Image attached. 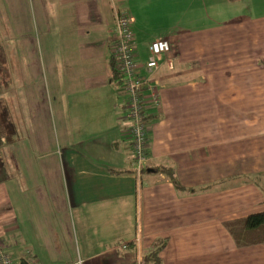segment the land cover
Returning a JSON list of instances; mask_svg holds the SVG:
<instances>
[{"label":"crops","instance_id":"obj_1","mask_svg":"<svg viewBox=\"0 0 264 264\" xmlns=\"http://www.w3.org/2000/svg\"><path fill=\"white\" fill-rule=\"evenodd\" d=\"M31 5L63 171L0 147L6 248L33 264H148L144 254L164 239L162 264H264V244L238 246L224 224L264 202V0ZM115 7L132 15L138 69L149 74L139 186L127 94L111 79ZM158 37L171 47L149 73Z\"/></svg>","mask_w":264,"mask_h":264},{"label":"rangeland","instance_id":"obj_2","mask_svg":"<svg viewBox=\"0 0 264 264\" xmlns=\"http://www.w3.org/2000/svg\"><path fill=\"white\" fill-rule=\"evenodd\" d=\"M34 21L31 0H0V35L4 39L7 52L4 71L0 70V94L5 99L4 121L14 135V140L3 147L16 150V157H20L21 149L25 162L39 164L54 162L59 166V170L63 171L62 129L59 117L51 114V102L48 100L45 85L44 63L36 41ZM58 102L61 106L63 100L60 99ZM20 109L24 115L22 118L18 115L16 121L15 110ZM144 119L149 126L146 112ZM131 143L133 144L132 136ZM132 164L136 168L133 161ZM76 166V163L73 164V172ZM260 205L255 211L264 209V202ZM53 226L54 224L51 225L52 228ZM6 252L9 254L8 260L13 264H20V258H25L24 256L16 258L15 249L8 250L5 247L3 253L7 254ZM3 255L0 254V260L5 257ZM25 260L33 264L29 257Z\"/></svg>","mask_w":264,"mask_h":264},{"label":"built area","instance_id":"obj_3","mask_svg":"<svg viewBox=\"0 0 264 264\" xmlns=\"http://www.w3.org/2000/svg\"><path fill=\"white\" fill-rule=\"evenodd\" d=\"M115 21L113 24L114 39L112 43L111 56L115 58V63L118 70L123 75L122 87L127 93V100L124 103L125 118L131 123L129 131L133 138L132 161L136 165L135 179L137 185L142 183V175L147 167V155L149 144V133L147 120L144 119L146 107L144 87L148 84L149 74L142 75L137 71L138 62L135 58L134 42L131 33L132 16L121 7H115ZM149 55L145 61L148 72H152L161 66V62L157 59L160 53H166L170 50V41L166 37H158L149 43ZM155 99L156 96L152 95ZM147 113V112H146ZM133 145V146H132ZM143 168H145L143 170ZM6 245L0 239V254H4L0 264H13L8 260V253H3Z\"/></svg>","mask_w":264,"mask_h":264},{"label":"trees","instance_id":"obj_4","mask_svg":"<svg viewBox=\"0 0 264 264\" xmlns=\"http://www.w3.org/2000/svg\"><path fill=\"white\" fill-rule=\"evenodd\" d=\"M122 9L126 10L130 14V12L126 8H122ZM114 21H115V17H114ZM131 25H132V21H131ZM113 39H114V35L112 30L110 50H112V43H114ZM133 42H134V50H135L134 38H133ZM6 53L7 52H6L4 39H2L0 35V70L2 71H4ZM110 56H111V51H110ZM110 67H111V79L121 87L124 78L122 73L118 70L116 66L115 58L112 56L110 58ZM137 71L139 74H142L138 69V67H137ZM142 93L144 94V90ZM4 103H5L4 96L0 94V147L14 140L13 132L10 131L9 126H7L4 121V114H5L3 111V109L5 110V108L3 107ZM167 171L170 174H173L172 170L167 169ZM224 224L231 232V235L236 245L246 246L256 243L264 244V209L254 211L251 213L249 212L248 214L239 218L227 219L226 221H224ZM164 245H165V240L163 239L161 242H159L156 245L155 248L151 249L150 251L144 254L143 256L144 261H146L148 264H162V260L159 252ZM20 264H30V263L27 260H25V258H20Z\"/></svg>","mask_w":264,"mask_h":264},{"label":"water","instance_id":"obj_5","mask_svg":"<svg viewBox=\"0 0 264 264\" xmlns=\"http://www.w3.org/2000/svg\"><path fill=\"white\" fill-rule=\"evenodd\" d=\"M152 168H147V170H151Z\"/></svg>","mask_w":264,"mask_h":264}]
</instances>
